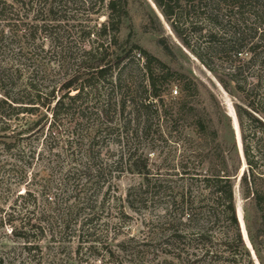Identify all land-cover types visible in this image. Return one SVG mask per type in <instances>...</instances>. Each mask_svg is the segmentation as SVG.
<instances>
[{"label":"rangeland","instance_id":"374dc122","mask_svg":"<svg viewBox=\"0 0 264 264\" xmlns=\"http://www.w3.org/2000/svg\"><path fill=\"white\" fill-rule=\"evenodd\" d=\"M2 1L12 3V0H0V8ZM17 1L23 6L20 10L15 4L13 12H19L21 24L17 23L22 27L20 31L18 27H13L17 29L14 32L7 28L3 31L0 70L18 67V86L31 81L38 90H54L55 96H60V88L76 68L68 60L71 54L59 55L51 48V37L57 33L58 41L81 47L87 42L81 38V31H96L105 16L92 14L71 0L66 12L59 10L53 14L47 13L45 0ZM147 3L129 0L131 28L125 24L119 40L129 36L132 43L170 71L190 78L197 85L199 95L188 98L189 106H194L196 111L205 107L218 122L221 112L235 119V106L244 107L245 97L255 105L263 99L264 0H250L242 14L224 12L217 28L207 26L199 15H193L189 21L195 27L205 28L201 32L192 28L183 32L188 48L159 17L158 10ZM50 18L61 22L49 23ZM46 23L52 27H42ZM3 25L0 22V33ZM32 25L37 26L33 35L28 30ZM234 25L242 35V53L237 59L229 49ZM206 31L215 33L211 44ZM159 40L163 47L158 45ZM250 58L252 61L246 64ZM133 59L139 66L144 62L137 53ZM235 66L242 67L239 81L244 95L234 84L228 83L226 91L219 82V79L226 81V74ZM180 95L178 84L172 82L163 96L167 119L157 122L154 118L147 132L136 122L127 125L132 119L129 108L120 113L114 109V101L106 115H97L94 102L88 103L82 118L77 114L78 108L72 109L70 116L54 125L52 133L50 123L45 124L43 115L49 117V114L44 109L38 117L25 116L15 121L7 133L0 131V264H246L244 257L237 255L232 259L223 252L222 233L227 230L223 219L208 226L211 251L220 255V260L203 259L192 236V224L177 226L185 236L181 241L169 238L164 209L170 195L181 193L180 176H175L180 173L179 164L190 159V168L196 173L200 170L197 162H192L198 139L188 126L190 119H178L174 115ZM101 107L106 109L103 103L97 109ZM26 128L32 130L17 135ZM219 129L221 137L229 138L225 123ZM232 133L241 157L238 127H232ZM3 143H14L15 147L7 151ZM144 162H147L148 186L136 172ZM244 168L241 157L239 176ZM239 176L233 195L236 219L245 236L244 229L246 234L247 228L255 232L257 215L253 205L243 200L239 192ZM155 182L164 191L155 194L152 187ZM192 196L201 207L209 201L198 185L193 186ZM243 243L253 264H260V260L264 263V238L258 239V254L252 247L251 254L244 240Z\"/></svg>","mask_w":264,"mask_h":264},{"label":"trees","instance_id":"16d2710c","mask_svg":"<svg viewBox=\"0 0 264 264\" xmlns=\"http://www.w3.org/2000/svg\"><path fill=\"white\" fill-rule=\"evenodd\" d=\"M71 1L72 4L86 7L92 14L101 13L105 16V21L96 31H81V38L87 40L86 44L82 43L81 47L71 46L67 41H58L57 33L51 37V48L59 55L71 54L68 60L76 68L69 80L60 88V96H55L54 90L45 92L38 90L31 81L21 87L18 86L20 79L18 67L14 69L5 67L0 70V96L2 97L0 99V123L4 126L0 131L7 133L15 121L19 122L25 116L38 117L39 111L44 109L49 114V117L43 115L45 124L50 123V133H52L54 125H59L63 119L70 116L72 109L78 108L77 114L81 117L87 110L88 103L94 102L92 106L96 108L97 115H106L109 112L111 101H114V109L120 113L129 108L132 119L127 121V125L136 122L142 125L144 132H147L146 130L150 128V123L154 118L157 119V122L167 119L163 96L172 82L177 83L181 95L177 100V109L174 115L178 119H190L188 126L198 139V147L195 149L192 162L196 161L197 168L200 170L196 173L194 169L190 168V159L182 160L179 164L180 173L175 174V176H180L182 190L180 194L170 195L164 209L165 216L168 217L165 219L168 232H170L169 238L174 242L181 241L185 236L178 231L177 226L192 224V236L194 241L198 243L203 259L220 260L222 257L211 251L212 235L208 226L223 219L227 225V230L222 233L224 239L223 252L232 259L240 255L246 259V264H253L249 252L244 247L235 215L233 187L240 173L241 157L232 133L231 118H227L221 112L218 115V122H215L205 107L201 111H196V108L189 106L187 101L191 96L198 97L199 95L197 85L190 78L170 71L161 61L132 43L129 36L123 41L119 40L122 27L130 20L129 0ZM139 1L148 5L146 0ZM249 1L151 0L164 21L186 48L189 45L185 41L183 32L191 28L201 32L205 28L195 27L196 25L189 21L190 17L199 15L200 20L207 26L217 28L221 26L224 12L236 11V13L242 14V10ZM68 2L69 0H51L48 3V0H45L44 6H47L46 11L50 14L59 10L66 12ZM15 4L21 10L23 4L17 0H12V3H5V1L1 3L0 22H3L4 25L0 38H2L5 28L9 32L21 30L22 25L19 27V23H17L20 22L19 12L17 10L15 11L17 13L13 12ZM94 7L98 9L95 11ZM151 13L161 26L152 9ZM2 14H6V17H2ZM48 22L59 24L61 19L50 18ZM49 23L43 24L42 27H52L49 26ZM234 26L236 29H233L231 33L233 44L229 49L234 58L237 59L242 53L240 43L242 35L239 28ZM13 27L18 28L14 30ZM127 28L129 30L131 28L129 23ZM28 30L29 34L33 35L37 26L32 25ZM206 35L210 44L214 42L215 33L206 31ZM161 42L159 40L158 45L163 47ZM75 47L76 51L74 52L73 48ZM135 53L144 60L141 66L134 63ZM196 56L209 68L199 55ZM251 61L252 58L246 64ZM241 68L240 66L232 67L226 74V81L219 79L224 90L227 91L228 83H231L234 84L238 92L245 94L239 81L242 73ZM72 92L73 94H71ZM174 93L175 95L178 94L177 91ZM211 98L216 103L214 98ZM245 98L246 105L244 107L235 106V117L245 163V168L239 178L238 189L243 200L253 205L257 215L256 230L253 233L247 228V235L252 249L258 254V239L264 238V97L256 105L254 101L248 100V96ZM102 103L106 109L104 110L102 107L97 109L98 105ZM20 115L22 116L21 119H19ZM221 123H225V127L229 131V138L227 139L220 135L219 125ZM33 126L36 127L37 122ZM31 130L28 128L21 129L17 135H26ZM3 145L7 151L15 147L14 143L7 145L3 143ZM133 157V155L129 156L128 160L130 161ZM146 167L147 162H144L140 169H136V172L143 176L146 186H148L149 179ZM195 185H198L209 197L205 207L199 206L196 197L192 196ZM152 187L155 194L164 191L157 182ZM260 264H264L262 260H260Z\"/></svg>","mask_w":264,"mask_h":264},{"label":"water","instance_id":"95a60500","mask_svg":"<svg viewBox=\"0 0 264 264\" xmlns=\"http://www.w3.org/2000/svg\"><path fill=\"white\" fill-rule=\"evenodd\" d=\"M147 1L151 4L152 8L156 10V7H155L154 4L151 2V0H147ZM159 17H161V15H160ZM161 18H162V17H161ZM234 117H235V114H234ZM231 120H232V127H233V129H235V127H238V124H237V120H236V118L233 119V118L231 117ZM237 145H238V142H237ZM239 145H241V142H240ZM240 154H241V157H243V156H242V151H241V150H240ZM243 170H244V169L241 170V174H240L239 178L241 177V175H242V173H243ZM238 222H239V219H238ZM239 224H240V222H239ZM240 229H241V225H240ZM241 234H242V231H241ZM245 235H246V240H247V242H248V246H249V247L247 246V248L251 249V245H250V243H249V241H248V238H247V234H246V232H245ZM242 236H243V235H242ZM243 240H244V239H243ZM252 251H253V250L251 249V254H253Z\"/></svg>","mask_w":264,"mask_h":264},{"label":"bare ground","instance_id":"6f19581e","mask_svg":"<svg viewBox=\"0 0 264 264\" xmlns=\"http://www.w3.org/2000/svg\"><path fill=\"white\" fill-rule=\"evenodd\" d=\"M241 231H242V229H241ZM244 233H245V229H244ZM243 235V234H242ZM243 239H244V241H245V243H246V245L248 246V242H247V240H246V235L245 236H243ZM249 247V246H248Z\"/></svg>","mask_w":264,"mask_h":264}]
</instances>
